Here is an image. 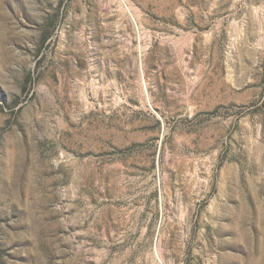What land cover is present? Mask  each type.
<instances>
[{"label":"rangeland","instance_id":"obj_1","mask_svg":"<svg viewBox=\"0 0 264 264\" xmlns=\"http://www.w3.org/2000/svg\"><path fill=\"white\" fill-rule=\"evenodd\" d=\"M0 264H264V0H0Z\"/></svg>","mask_w":264,"mask_h":264}]
</instances>
